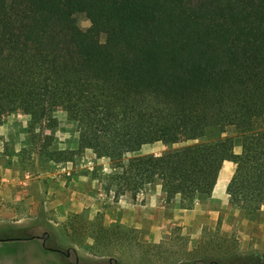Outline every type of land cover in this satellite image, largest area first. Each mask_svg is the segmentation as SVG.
<instances>
[{
  "label": "trees",
  "instance_id": "obj_1",
  "mask_svg": "<svg viewBox=\"0 0 264 264\" xmlns=\"http://www.w3.org/2000/svg\"><path fill=\"white\" fill-rule=\"evenodd\" d=\"M59 105L79 151L111 160L116 197L161 183L191 206L231 161L230 203L253 218L264 206V0H0V121L23 111L33 150L73 161L48 151ZM177 264H264V253L204 246Z\"/></svg>",
  "mask_w": 264,
  "mask_h": 264
},
{
  "label": "crops",
  "instance_id": "obj_2",
  "mask_svg": "<svg viewBox=\"0 0 264 264\" xmlns=\"http://www.w3.org/2000/svg\"><path fill=\"white\" fill-rule=\"evenodd\" d=\"M21 112L8 113L0 121V229L30 228L37 220L73 224L83 216L91 227L106 233L126 227L128 234L118 245L130 246L134 238L151 247L153 254L141 256L129 250L134 255L128 256L117 248L108 257L120 264H177L190 261L204 246L217 245L241 255L264 253V206L251 218L230 203L227 187L235 165L224 164L211 197L195 199L191 206H184L179 194L165 193L157 185L105 207L96 193L83 188L84 177L68 179L59 173L56 162L41 166L38 159L27 162L21 157L20 151L30 142L25 130L29 118ZM60 166L62 171L70 168L68 162ZM0 242L18 243L9 251L24 257V264H30L38 250L34 240ZM33 263L38 264L35 259Z\"/></svg>",
  "mask_w": 264,
  "mask_h": 264
},
{
  "label": "rangeland",
  "instance_id": "obj_3",
  "mask_svg": "<svg viewBox=\"0 0 264 264\" xmlns=\"http://www.w3.org/2000/svg\"><path fill=\"white\" fill-rule=\"evenodd\" d=\"M79 23L83 28H88L90 26V22L83 15L79 17ZM21 113L24 114L23 112ZM55 115L58 121L57 127L52 131L46 132L53 137V142L51 146L48 147V151L56 153V155L62 151L67 152L73 159V161H68L70 168L62 171L60 163L66 162L50 160L46 156L39 155L38 150H33L30 142L27 148L20 151L21 157L27 162H35L34 159H38V163L41 166H45V164L50 161L56 162L58 164V170L60 171L59 173L62 175L64 174L68 179L76 181L79 176L84 177L85 185L81 184L83 188L87 189L90 193H96L99 199L104 202L103 204L105 207H113V203L122 198L128 197L131 200L132 197L130 193L116 197L113 191L105 190L104 176L110 175L114 170L111 160L93 152L91 149L80 152V128L77 123L69 119L67 113L60 105L57 106ZM25 130H27V127ZM184 143L185 142L179 138L169 143L156 142L144 145L140 151L128 154L124 160L127 161L133 156L159 155L168 149L180 147ZM224 164L226 168L234 165L231 161H227ZM157 185L163 188L161 183L150 184L140 193L155 188ZM241 213L247 216L246 213ZM90 223L88 217L84 216L77 218L73 224L71 222L37 220L30 228L9 226L6 229H0V238L3 240H25L17 237L34 236L28 240H34L38 250L36 251V257H31L32 260L30 264L33 263V259H35L38 264H110L108 263L110 262L108 256L110 254L113 255V251L117 248H122L128 256L134 255L131 254L129 250L132 253H139L138 255H141V253L148 255L153 254L151 247L139 245L134 238H131L133 243L130 246H127L126 243H123V246L118 245L119 239L124 242V237L128 234L129 228L117 227L106 233L103 230L96 229L94 226L91 227ZM38 225L42 228L37 229L36 226ZM15 245H18V243L0 242V264L25 263L26 259L23 257V260L25 259L23 262L22 257L18 256L19 253L16 251H9V249H12Z\"/></svg>",
  "mask_w": 264,
  "mask_h": 264
},
{
  "label": "water",
  "instance_id": "obj_4",
  "mask_svg": "<svg viewBox=\"0 0 264 264\" xmlns=\"http://www.w3.org/2000/svg\"><path fill=\"white\" fill-rule=\"evenodd\" d=\"M0 240H3V239L0 238ZM9 240H14V239H9Z\"/></svg>",
  "mask_w": 264,
  "mask_h": 264
}]
</instances>
